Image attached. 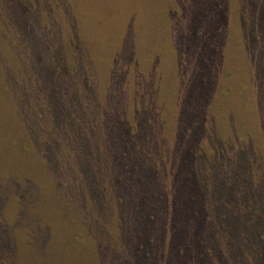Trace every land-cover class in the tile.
I'll list each match as a JSON object with an SVG mask.
<instances>
[{"label": "rangeland", "instance_id": "obj_1", "mask_svg": "<svg viewBox=\"0 0 264 264\" xmlns=\"http://www.w3.org/2000/svg\"><path fill=\"white\" fill-rule=\"evenodd\" d=\"M248 1L0 0V264H145L126 186L101 171L95 194L71 138L83 126L96 167L117 116L153 143L165 187L147 264H171L189 235L199 257L181 264H264V0ZM8 139L29 151L6 155Z\"/></svg>", "mask_w": 264, "mask_h": 264}, {"label": "trees", "instance_id": "obj_2", "mask_svg": "<svg viewBox=\"0 0 264 264\" xmlns=\"http://www.w3.org/2000/svg\"><path fill=\"white\" fill-rule=\"evenodd\" d=\"M250 1V2H249ZM249 4L251 2H256V0H249ZM262 0H259V2ZM248 2L246 4L248 5ZM259 2H256L259 4ZM264 4V2H263ZM249 6V5H248ZM253 6V5H252ZM263 82V81H262ZM263 108V109H262ZM259 111L261 112L264 110V107H258ZM14 113L12 112V115ZM261 119H264L260 116ZM82 127L83 126H76L73 128V133L71 135L72 143L76 149L75 143H77V146L79 147L78 151L80 152V157L82 158V170L88 171L86 174V182L87 187L95 189V194L98 193L100 198L106 195L104 193L105 185L100 186L97 185L98 177L101 173V171L104 172H111V175L114 177V181H116V185L122 187L126 186L127 188V194L121 199V197L117 198V202L121 203L124 201V203H132L135 205V207H132L133 214L135 215L134 221L136 223L137 232L132 236L130 239H126V241L130 240V244L128 243V249L132 252L136 250L137 247V253H133L140 263L147 264V256L148 252H151L155 257H158V255L161 252V245H162V239H163V224L166 225L167 222H165V215L167 214L165 212V187L163 184V181L157 176V171L160 170V167L158 166V160L155 158L154 154H152V148L153 143L149 145H137L134 142L133 135H134V127L130 126L127 123H124L121 118L117 116L116 123L108 126L107 128V134H106V142L105 147L107 149V152L104 153V151L101 152V156H103V159L96 158L97 166L93 167L90 164V160L88 159L89 156V150H91L90 145L82 146L78 137H83L82 135ZM141 135V132H138L136 136ZM86 136V135H85ZM17 147L16 150L20 151L21 153L29 151V142H25L21 140L19 143L13 142V140L8 139L6 141V155L12 153L10 152V149H14L13 146ZM190 144H181L180 146H177L179 152H181V155L178 156V159H182V164L185 163L186 157L189 156V152H191ZM77 150V149H76ZM158 153V152H157ZM157 155V154H156ZM181 159H180V158ZM85 166V167H84ZM89 166V168H87ZM226 168L220 170L219 177L220 182L223 185L224 188L230 187L231 184V175L226 173ZM233 172V169H230ZM105 173L104 175H107ZM234 173V172H233ZM189 177V176H188ZM190 178V177H189ZM143 182H147L144 186L142 185ZM142 186H141V185ZM188 184V183H187ZM243 187H248L246 191H249L252 188L251 180L246 179L244 180ZM96 186H98V192L96 190ZM116 186V187H117ZM135 187V191H132L131 188ZM139 189V191H138ZM146 189L149 191L146 193ZM148 197V198H147ZM194 199V197H193ZM116 201V200H115ZM147 207V212L144 215L143 212L145 208ZM149 211V212H148ZM169 214V212H168ZM196 213L193 212V215ZM74 215V214H73ZM77 215V213H75ZM67 216H69L68 225H72L71 227H75L73 230V236L72 238L75 240L79 239L81 237L86 236L85 233L86 229H81L80 225H83L79 223V220L76 218L71 219V215L68 212ZM146 221L148 223H146ZM155 222L156 224H159L161 228L159 230H156V228L153 230L152 223ZM196 223V220L194 221ZM195 223L192 225V233L197 230V226ZM179 223H175L176 229L179 231V236L184 237L186 231V227L180 226ZM73 227V228H74ZM197 235V234H196ZM195 235V236H196ZM194 236V237H195ZM136 237L143 238V242L138 246L137 244H133L132 240H135ZM192 236L189 235V237L182 238L185 240V243L183 240L181 241L182 244H178L175 247H172L171 254L169 256H172L170 259L171 264H181V257L178 254H182L183 252H186L188 257H192L193 259H198L199 257V249H200V241L198 239H193ZM197 242H192V241ZM200 240V238H199ZM175 241V240H173ZM145 244L146 246H142V244ZM131 245V246H130ZM174 246V244H173ZM193 246V247H192ZM191 247V248H190ZM183 251V252H182ZM263 251L260 253V257H262ZM152 258H149V262L151 263Z\"/></svg>", "mask_w": 264, "mask_h": 264}]
</instances>
